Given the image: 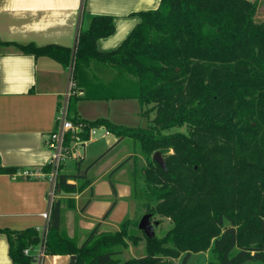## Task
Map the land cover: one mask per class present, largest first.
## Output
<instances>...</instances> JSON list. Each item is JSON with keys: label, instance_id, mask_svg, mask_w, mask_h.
<instances>
[{"label": "trees", "instance_id": "obj_1", "mask_svg": "<svg viewBox=\"0 0 264 264\" xmlns=\"http://www.w3.org/2000/svg\"><path fill=\"white\" fill-rule=\"evenodd\" d=\"M257 10L249 0H161L156 10L139 13L140 23L111 51L97 42L114 33L112 16H95L80 28L74 47L18 45L71 68L68 116L84 125L82 139L104 127L116 144L133 142V154L111 175L144 159L131 178L135 218L115 231L98 223L78 245L62 233L63 200L56 198L46 254L75 256L74 264H174L181 256L189 264L192 254L210 251V264H264V20L256 19ZM111 99H136L147 126L78 115L80 100ZM156 151L166 170L153 159ZM73 177L84 179L58 173L57 195L89 183L77 187L68 182ZM144 214L154 227L164 219L172 225L148 237L138 227ZM0 232L14 264H35L25 248L41 242L37 229ZM143 238V253L120 261L129 242L137 246Z\"/></svg>", "mask_w": 264, "mask_h": 264}, {"label": "crops", "instance_id": "obj_2", "mask_svg": "<svg viewBox=\"0 0 264 264\" xmlns=\"http://www.w3.org/2000/svg\"><path fill=\"white\" fill-rule=\"evenodd\" d=\"M160 1L0 0V228H34L41 237L45 230L47 235L49 219L45 214H50L52 208L49 200L51 151L48 140L56 127L58 106L71 82V71L62 63L49 56L24 53L18 45L33 43L38 46L57 44L74 47L80 28H87L95 16H112L114 33L97 42L99 50L111 51L119 47L140 23L139 13L156 10ZM131 100H80L77 112L87 120L106 117L116 124L126 125L118 120L127 116L126 103ZM89 108L98 113L93 117L87 115ZM136 112L139 114L140 108ZM101 130V151L86 163V145ZM117 140L115 134L100 127L82 147L76 146V151L69 153L61 166L60 172L80 173L89 182L81 190L55 196V199L63 200L62 233L78 245L85 242L98 223L106 231L119 228L122 223H113L109 218L118 204L120 191L127 199L135 201L131 178L136 159L127 161L113 175L110 174L134 152L132 141L125 139L116 144ZM68 142L72 143L71 137ZM130 163L133 165L130 178H124L122 181L126 186L123 190L119 189L116 179L122 176ZM24 169L38 172V175L24 176L20 173ZM102 177L108 180L112 194L96 193V185ZM84 179L73 177L68 182L78 187ZM114 200L116 205L105 218ZM135 208L137 214L136 202ZM41 243L42 238L39 244L26 248H30V254L35 257ZM9 249L7 235L0 232V264H14ZM73 260L69 254L45 253L40 264H74ZM35 264L39 263L35 261Z\"/></svg>", "mask_w": 264, "mask_h": 264}, {"label": "rangeland", "instance_id": "obj_3", "mask_svg": "<svg viewBox=\"0 0 264 264\" xmlns=\"http://www.w3.org/2000/svg\"><path fill=\"white\" fill-rule=\"evenodd\" d=\"M253 1L258 2V10L256 13V19L258 21L264 20V0H253ZM126 104H127L126 110H127L128 114L126 117L120 118L121 120H118V121L121 123H124L126 125H129V126H147L148 120L145 118H141L140 115L137 114V112H136L140 108L138 101L133 99L131 101H128V103H126ZM86 111H87L86 114L91 115L92 117H93V115L95 116L96 113H98L97 111H94V108L93 109L89 108V111L88 110H86ZM92 112L94 114H92ZM123 115H124V113H123ZM102 133H103L102 130L98 131L97 137L86 145V150H87L86 163H88L93 157H95L98 153H100V151H101L100 147H101V144L103 142L102 141L103 136H101ZM128 140H130V139H128ZM143 162H144V159L138 157V159L136 160L135 170L138 167H141ZM131 164L132 163H130L128 166H126L125 171L123 173H121L122 176L118 177L116 179V185L119 189L123 190V188L126 186L122 180L124 178H126V179L130 178V173L132 172L131 167H133V165H131ZM103 165H104V163H103ZM98 170H100V169H98ZM96 193L112 194L111 193V186H110L107 179L102 177L98 180V183L96 185ZM123 194L121 193V191L119 192V195L117 196L118 204L115 207V209L113 210V212L111 213V216L109 218L113 223H117V224L123 223L127 219H133L136 217L135 201H133L132 199H127ZM113 198H114V195H113ZM137 217H138V215H137ZM171 225L172 224H171L169 219H164V221L161 225L155 226L156 234H162L168 228H170ZM145 241H146L145 238H143L138 243L137 246H135L134 244L129 242V246L123 250V253L121 255L118 256L120 261L127 260L133 256L141 255L144 251ZM212 260H213V257H212V254L210 253V251L203 252V253H196V254H192V256L189 260V264H210V262ZM174 264H182V256L175 259Z\"/></svg>", "mask_w": 264, "mask_h": 264}, {"label": "built area", "instance_id": "obj_4", "mask_svg": "<svg viewBox=\"0 0 264 264\" xmlns=\"http://www.w3.org/2000/svg\"><path fill=\"white\" fill-rule=\"evenodd\" d=\"M71 71V68H70ZM74 82L71 78L70 88L66 93L63 100L60 102L57 110L56 116V127L54 131L50 134L48 145L51 151V156L49 160V165L51 167L48 176L51 180V188L49 192L50 203L53 204L56 196V183L57 176L60 172L61 166L65 162L69 153L76 151V149L86 142V140L81 138V134L84 132V125L81 122H74L68 116V106H69V97L72 93L74 87ZM98 128H91L89 132V138L96 134ZM71 137L72 143L68 142V138ZM69 143V144H68ZM78 146V147H76ZM76 148V149H75ZM24 176H35L38 175V172L30 171L24 169L20 172ZM47 219H50L49 212L45 214ZM46 230L44 236L42 237V243L39 249L38 254L34 257V260L39 264L42 261L43 256L45 255V239H46ZM30 248L25 249V254H30Z\"/></svg>", "mask_w": 264, "mask_h": 264}, {"label": "water", "instance_id": "obj_5", "mask_svg": "<svg viewBox=\"0 0 264 264\" xmlns=\"http://www.w3.org/2000/svg\"><path fill=\"white\" fill-rule=\"evenodd\" d=\"M249 1H253V0H249ZM153 159L162 167L166 170V161L164 160L161 152L156 151L153 154ZM157 224V222H156ZM139 229L144 231V233L148 236V237H153L155 235V227L154 224H152L151 222V215L150 214H144L142 216V218L140 219L139 225H138ZM72 259H75V256H72Z\"/></svg>", "mask_w": 264, "mask_h": 264}]
</instances>
